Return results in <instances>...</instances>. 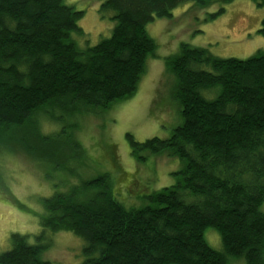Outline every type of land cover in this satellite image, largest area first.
Instances as JSON below:
<instances>
[{
	"label": "trees",
	"instance_id": "trees-1",
	"mask_svg": "<svg viewBox=\"0 0 264 264\" xmlns=\"http://www.w3.org/2000/svg\"><path fill=\"white\" fill-rule=\"evenodd\" d=\"M184 1L104 0L112 34L80 47L71 33L82 31L84 11L63 0H0V128L24 123L52 100L98 107L134 94L157 46L147 25ZM168 64L183 124L169 138L130 136L134 152L183 159L182 181L151 194L154 204L128 208L102 175L82 186L104 184L87 198L49 197L42 224L82 238L81 264H264V51L221 58L183 44ZM208 226L220 231L223 250L205 240ZM11 237L0 264H49L27 235Z\"/></svg>",
	"mask_w": 264,
	"mask_h": 264
},
{
	"label": "rangeland",
	"instance_id": "rangeland-1",
	"mask_svg": "<svg viewBox=\"0 0 264 264\" xmlns=\"http://www.w3.org/2000/svg\"><path fill=\"white\" fill-rule=\"evenodd\" d=\"M63 2L84 11L78 19L82 31L71 33L78 46L94 45L112 34L116 21L109 17L110 10L101 11L104 0ZM215 12L219 13L212 17ZM263 18L264 5L256 0L184 1L172 16L147 25L157 46L134 94L98 107L52 100L24 123L3 125L0 253L12 246V233H21L41 247V259L49 264H81L87 257L82 238L42 224L50 212L49 197L77 191L87 198L104 184L91 185L85 192L82 186L108 174L115 197L128 208H139L154 204L151 194L182 181L183 159L166 150L140 147L134 152L130 135L137 141L169 138L183 124L175 96L179 81L168 64L183 44L221 58L246 59L264 51ZM261 208L264 211V203ZM204 238L211 247L224 249L218 229L208 226Z\"/></svg>",
	"mask_w": 264,
	"mask_h": 264
}]
</instances>
